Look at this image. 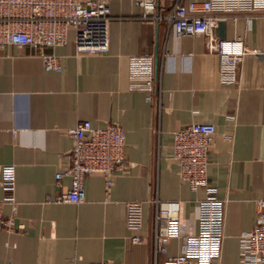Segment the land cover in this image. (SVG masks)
Listing matches in <instances>:
<instances>
[{"label":"crops","instance_id":"crops-1","mask_svg":"<svg viewBox=\"0 0 264 264\" xmlns=\"http://www.w3.org/2000/svg\"><path fill=\"white\" fill-rule=\"evenodd\" d=\"M109 8L107 45L76 50L73 30L52 47L60 69L44 70L35 50L0 47V165L14 166L15 209L2 205L21 229H0V264H152L151 231L157 206L178 200V236L165 255L180 251L183 236L197 230L203 186L179 180L170 156L171 133L192 121L211 122L206 185L223 201L218 264H236L237 235L252 226L255 201L264 198V11L221 13L220 38L240 36L245 52L233 84L217 78V56L205 35H176L164 18L141 17L137 0H102ZM153 0V14L174 2ZM156 55L155 89H128L127 56ZM88 119L92 126L116 121L124 132V166L105 188L97 173L82 177L83 198L55 201L69 186L54 183L72 140L66 129ZM3 190L0 186V196ZM141 202L140 240L124 226V202ZM155 227L164 231V219ZM163 256H158L156 263ZM189 264H193L190 260Z\"/></svg>","mask_w":264,"mask_h":264},{"label":"built area","instance_id":"built-area-1","mask_svg":"<svg viewBox=\"0 0 264 264\" xmlns=\"http://www.w3.org/2000/svg\"><path fill=\"white\" fill-rule=\"evenodd\" d=\"M142 6L141 17L164 18L176 35L203 33L205 46L217 56V78L222 84H233L245 52L240 36L218 37L214 29L221 13L264 11V0H187L174 2L164 14H153V0H137ZM109 8L102 0H0V47L12 44L34 49L44 70L58 71L60 64L52 47L65 41L68 26L73 30L76 50L99 51L107 45ZM128 89L147 92L151 98L155 89V68L152 53L127 56ZM71 146L64 154V162L54 172V183L67 176L69 186L55 196V201L77 202L83 198L82 177L97 173L103 176L105 188L113 181V174L124 166V132L116 121L92 126L88 119L76 121L66 129ZM214 126L211 122H188L171 133L170 156L176 161L179 180L191 188L203 186L205 194L197 203V230L183 236L180 251L165 255L166 241L178 236V200H168L157 206L151 231L152 264L163 256L159 264H218L222 244L223 201L212 194L206 185L207 151L212 143ZM0 229H21L10 215L3 216V204L15 209L13 196L14 166L0 165ZM256 215L252 226L237 235L236 264H264V198L255 201ZM158 218L164 219V231L155 227ZM124 226L131 231L130 240L140 236L142 213L139 200L124 202ZM78 264V263H74ZM82 264H109L93 260Z\"/></svg>","mask_w":264,"mask_h":264},{"label":"water","instance_id":"water-1","mask_svg":"<svg viewBox=\"0 0 264 264\" xmlns=\"http://www.w3.org/2000/svg\"><path fill=\"white\" fill-rule=\"evenodd\" d=\"M216 26H217V29H218V32H219V36H223V34H222L223 22L222 21H218ZM153 58H154V68H155V66H156V55L153 56Z\"/></svg>","mask_w":264,"mask_h":264}]
</instances>
